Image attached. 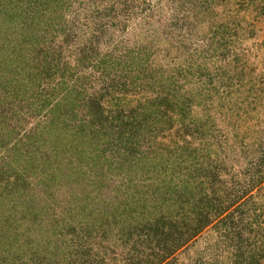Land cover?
<instances>
[{
  "label": "rangeland",
  "instance_id": "obj_1",
  "mask_svg": "<svg viewBox=\"0 0 264 264\" xmlns=\"http://www.w3.org/2000/svg\"><path fill=\"white\" fill-rule=\"evenodd\" d=\"M0 264H264V0H0Z\"/></svg>",
  "mask_w": 264,
  "mask_h": 264
},
{
  "label": "trees",
  "instance_id": "obj_2",
  "mask_svg": "<svg viewBox=\"0 0 264 264\" xmlns=\"http://www.w3.org/2000/svg\"><path fill=\"white\" fill-rule=\"evenodd\" d=\"M130 212H132V210H129ZM133 211H136V210H133Z\"/></svg>",
  "mask_w": 264,
  "mask_h": 264
}]
</instances>
